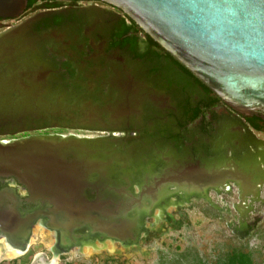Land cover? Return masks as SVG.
Segmentation results:
<instances>
[{
  "label": "flooded vegetation",
  "instance_id": "1",
  "mask_svg": "<svg viewBox=\"0 0 264 264\" xmlns=\"http://www.w3.org/2000/svg\"><path fill=\"white\" fill-rule=\"evenodd\" d=\"M27 1L0 16L3 251H28L37 224L52 231V258L133 244L154 235L157 221L178 225L179 207L199 200L239 239L255 233L264 218V113L231 106L106 0ZM65 137L83 143L57 151L80 162L77 187L92 213L80 224L7 157L18 140Z\"/></svg>",
  "mask_w": 264,
  "mask_h": 264
},
{
  "label": "water",
  "instance_id": "2",
  "mask_svg": "<svg viewBox=\"0 0 264 264\" xmlns=\"http://www.w3.org/2000/svg\"><path fill=\"white\" fill-rule=\"evenodd\" d=\"M106 1L120 7L231 106L264 113V0ZM25 2L0 0V16L17 15ZM82 144L77 137L55 143L28 138L13 143L7 156L11 167L23 169L18 176L45 184L55 194L50 199L78 224L92 214L82 207L77 187L80 162L57 151Z\"/></svg>",
  "mask_w": 264,
  "mask_h": 264
},
{
  "label": "rangeland",
  "instance_id": "3",
  "mask_svg": "<svg viewBox=\"0 0 264 264\" xmlns=\"http://www.w3.org/2000/svg\"><path fill=\"white\" fill-rule=\"evenodd\" d=\"M174 94L177 99L180 92L176 90ZM196 99L195 93L193 100ZM176 111L179 112L178 109ZM196 203L194 207H179L182 212L175 213L178 225L157 221L152 225L154 235L133 244L106 241L104 248L87 249L84 246L79 250L72 247L60 257L56 256V264L66 261L69 264H210L214 259L223 257L232 246L249 249L255 264H264V218L255 233L246 239H239L222 220L209 217L210 212L215 216V211L201 200ZM263 208L264 205L259 209ZM157 212L156 209L154 213ZM153 219L150 217L145 225L149 226ZM30 240L32 245L25 253L7 256L1 251L0 262L36 264L53 259L49 249L53 242L52 231L44 230L37 224Z\"/></svg>",
  "mask_w": 264,
  "mask_h": 264
},
{
  "label": "trees",
  "instance_id": "4",
  "mask_svg": "<svg viewBox=\"0 0 264 264\" xmlns=\"http://www.w3.org/2000/svg\"><path fill=\"white\" fill-rule=\"evenodd\" d=\"M27 3L30 4L31 0ZM148 37L151 41L156 42L149 35ZM64 264H69V262L66 261ZM210 264H255V262L249 249L232 246L223 257L214 259Z\"/></svg>",
  "mask_w": 264,
  "mask_h": 264
},
{
  "label": "bare ground",
  "instance_id": "5",
  "mask_svg": "<svg viewBox=\"0 0 264 264\" xmlns=\"http://www.w3.org/2000/svg\"><path fill=\"white\" fill-rule=\"evenodd\" d=\"M40 229V228H39ZM125 233V232H124ZM16 235V234H15ZM87 247V246H86ZM92 247H87V249H91ZM101 248V247H100ZM4 252L7 256H15L19 253L18 250L14 248H7L6 250H2L0 247V252ZM90 251V250H89ZM89 253V252H88ZM56 258L50 259L49 261H38L36 264H56Z\"/></svg>",
  "mask_w": 264,
  "mask_h": 264
}]
</instances>
